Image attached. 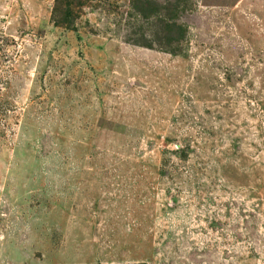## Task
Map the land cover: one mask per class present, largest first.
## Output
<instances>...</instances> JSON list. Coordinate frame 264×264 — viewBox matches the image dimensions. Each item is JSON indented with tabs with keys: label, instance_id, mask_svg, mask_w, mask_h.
Returning <instances> with one entry per match:
<instances>
[{
	"label": "rangeland",
	"instance_id": "obj_1",
	"mask_svg": "<svg viewBox=\"0 0 264 264\" xmlns=\"http://www.w3.org/2000/svg\"><path fill=\"white\" fill-rule=\"evenodd\" d=\"M0 264H264V0H0Z\"/></svg>",
	"mask_w": 264,
	"mask_h": 264
}]
</instances>
